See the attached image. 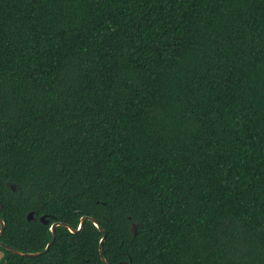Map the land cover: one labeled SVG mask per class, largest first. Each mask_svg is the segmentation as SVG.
<instances>
[{
	"label": "trees",
	"instance_id": "trees-1",
	"mask_svg": "<svg viewBox=\"0 0 264 264\" xmlns=\"http://www.w3.org/2000/svg\"><path fill=\"white\" fill-rule=\"evenodd\" d=\"M0 203L23 252L264 264V0H0ZM55 232L0 264H105Z\"/></svg>",
	"mask_w": 264,
	"mask_h": 264
},
{
	"label": "water",
	"instance_id": "water-1",
	"mask_svg": "<svg viewBox=\"0 0 264 264\" xmlns=\"http://www.w3.org/2000/svg\"><path fill=\"white\" fill-rule=\"evenodd\" d=\"M1 207L2 206H1V203H0V211H1ZM26 217H27V220L34 219L33 212L32 211L28 212ZM39 219L43 223H47L48 222V220L46 219L45 215H41L39 217ZM86 219H88L91 222H93V224L101 232V237H100L99 242H98V251H99V254H100V257H101L102 261L105 264H108L106 259H105V257H104V255H103V243H104V240H105V237H106V231L104 230V228H102L100 226L99 222L96 219H94L93 217L88 216V215H83V216L80 217L79 223H78L76 228L72 227L70 224H68L66 222H60V221L52 222L50 227H49V229L51 231V234H52L51 239L46 243L45 247L42 250L35 251V252H23V251L14 249L13 247H11L8 244L3 243L1 241H0V245L4 246L6 249L10 250L11 252L19 254V255L36 256V255H39L41 253H45V252L48 251L50 245L52 244V242L54 241V239L56 237V232H55L56 226L62 225V226L67 227V229L69 231H71V232H79L82 229L84 221ZM136 228H137V223H131V230H132L133 233L136 232ZM3 230H4V221H3V219L1 218V215H0V234L2 233Z\"/></svg>",
	"mask_w": 264,
	"mask_h": 264
}]
</instances>
